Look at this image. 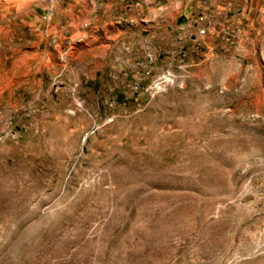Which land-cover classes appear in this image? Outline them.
I'll use <instances>...</instances> for the list:
<instances>
[{"label": "rangeland", "instance_id": "rangeland-1", "mask_svg": "<svg viewBox=\"0 0 264 264\" xmlns=\"http://www.w3.org/2000/svg\"><path fill=\"white\" fill-rule=\"evenodd\" d=\"M244 1L75 28L65 0H0V264H264V0Z\"/></svg>", "mask_w": 264, "mask_h": 264}, {"label": "crops", "instance_id": "crops-1", "mask_svg": "<svg viewBox=\"0 0 264 264\" xmlns=\"http://www.w3.org/2000/svg\"><path fill=\"white\" fill-rule=\"evenodd\" d=\"M209 2V3H206ZM189 6L206 5L207 10H210L211 5L217 9H239L244 8V0H101L100 8H97L90 0H65L63 3L64 16L71 17V23L76 28V25L86 22L85 13L89 12L95 20L99 22L108 21H126L139 17L146 18L147 21L165 18L166 8L174 4L177 9ZM205 7V6H204ZM204 12V11H203ZM179 13V12H178ZM181 13V11H180ZM179 13V15H180ZM75 24V25H74Z\"/></svg>", "mask_w": 264, "mask_h": 264}, {"label": "built area", "instance_id": "built-area-1", "mask_svg": "<svg viewBox=\"0 0 264 264\" xmlns=\"http://www.w3.org/2000/svg\"><path fill=\"white\" fill-rule=\"evenodd\" d=\"M42 3H47V4H49V3H51V4H54L55 2H58L59 0H40ZM92 2H94L96 5H100V2H101V0H91ZM49 18H51V17H53V15H54V9H53V7L52 6H50L49 7ZM201 31H203V29L201 30ZM163 77H166L165 75H162ZM160 79V77H158L157 78V81Z\"/></svg>", "mask_w": 264, "mask_h": 264}]
</instances>
